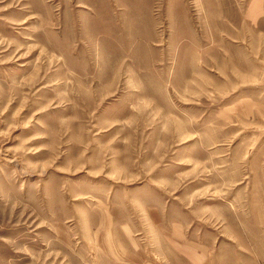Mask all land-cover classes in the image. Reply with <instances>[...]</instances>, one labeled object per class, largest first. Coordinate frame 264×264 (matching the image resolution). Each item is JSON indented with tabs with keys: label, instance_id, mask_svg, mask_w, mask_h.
Returning <instances> with one entry per match:
<instances>
[{
	"label": "rangeland",
	"instance_id": "obj_1",
	"mask_svg": "<svg viewBox=\"0 0 264 264\" xmlns=\"http://www.w3.org/2000/svg\"><path fill=\"white\" fill-rule=\"evenodd\" d=\"M0 264H264V0H0Z\"/></svg>",
	"mask_w": 264,
	"mask_h": 264
}]
</instances>
